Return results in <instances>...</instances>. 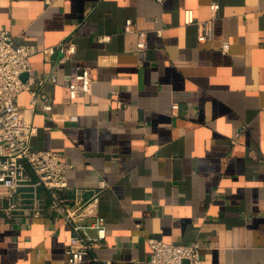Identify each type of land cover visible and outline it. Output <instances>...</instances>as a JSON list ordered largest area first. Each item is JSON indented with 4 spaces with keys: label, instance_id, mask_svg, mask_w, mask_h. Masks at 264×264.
<instances>
[{
    "label": "crops",
    "instance_id": "0c3cea01",
    "mask_svg": "<svg viewBox=\"0 0 264 264\" xmlns=\"http://www.w3.org/2000/svg\"><path fill=\"white\" fill-rule=\"evenodd\" d=\"M213 1L0 0V29L33 47L26 77L52 103L48 111L42 97L33 106L29 91L17 96L19 116L35 126L32 147L65 157L69 197L106 182L100 260L73 264H143L149 237L198 241L202 264H264V0H215L213 36L200 41ZM71 37L76 50L62 59L57 47ZM76 66L94 79L72 99ZM33 189L39 215L0 216V264H70L71 226L43 185L23 194Z\"/></svg>",
    "mask_w": 264,
    "mask_h": 264
},
{
    "label": "built area",
    "instance_id": "2783aa9c",
    "mask_svg": "<svg viewBox=\"0 0 264 264\" xmlns=\"http://www.w3.org/2000/svg\"><path fill=\"white\" fill-rule=\"evenodd\" d=\"M53 2L54 0H47ZM219 2L211 3V17L199 24L198 38L206 41L213 36L214 19L217 15ZM186 20H193V12L187 9ZM126 30H134L133 21L128 18ZM108 39L109 36H102ZM137 48L141 55L147 48L145 31L137 33ZM229 47L223 43V50ZM58 50L65 55L76 50V43L71 37L58 45ZM34 49L29 44L16 43L15 37L9 29H0V216H11L13 212L25 210L32 214L41 213V203L35 189L32 196L23 194L26 188L43 185L50 194V207L59 217L71 226L72 233L69 243L65 247L67 261L78 263L91 258L100 260L93 250L105 237L106 220L99 214L97 202L100 191L105 187V180L100 181L99 190L85 196L76 190L73 197L64 194L69 187L66 171L69 163L64 156L49 149L32 147L31 137L35 126L25 121L18 114L17 96L23 90L30 92V102L33 106L39 103L44 110L50 111L52 103L47 100L43 92L36 93L32 87L33 78L24 77L31 69L30 56ZM55 80V75H51ZM94 79L93 69L89 66H76L66 80V87L70 98L76 99L92 90ZM46 78H42V84ZM177 109L178 104L174 103ZM241 128L237 134H241ZM97 230V235L92 230ZM150 254L143 264H202L201 245L198 241L181 244L165 241L158 237H149Z\"/></svg>",
    "mask_w": 264,
    "mask_h": 264
},
{
    "label": "water",
    "instance_id": "95a60500",
    "mask_svg": "<svg viewBox=\"0 0 264 264\" xmlns=\"http://www.w3.org/2000/svg\"><path fill=\"white\" fill-rule=\"evenodd\" d=\"M23 76H24V77L28 76V73H27V72H25V73L23 74Z\"/></svg>",
    "mask_w": 264,
    "mask_h": 264
}]
</instances>
